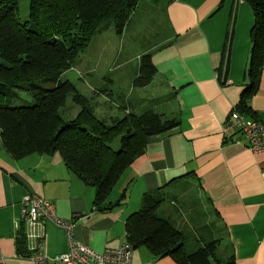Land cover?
Here are the masks:
<instances>
[{
	"label": "crops",
	"instance_id": "1",
	"mask_svg": "<svg viewBox=\"0 0 264 264\" xmlns=\"http://www.w3.org/2000/svg\"><path fill=\"white\" fill-rule=\"evenodd\" d=\"M139 3L117 33L115 44L107 41L111 30L102 29L60 79L71 81L96 115L101 100L109 99L126 113L155 110L164 118L178 119V125L147 136L142 154L108 195L107 201L114 202L126 194L112 209L94 204V188L65 166L59 152L14 159L0 138V257L4 264H33L17 252L19 228L25 227L21 218L25 194L50 200L56 215L72 225L75 239L102 251L128 242L126 218L141 208L144 193L163 198L156 213L182 233L186 252L215 241L214 251L195 264H264V153L250 151L238 134L233 136L236 141H227L222 133L232 110L264 123V57L256 90L243 96L249 82L252 8L244 0H167L158 40L131 57L126 56L122 39L136 22ZM134 58L139 61L130 73V87L118 91L120 79L114 72ZM144 62L153 70L149 78H139L146 76ZM136 88L132 111L122 102L130 100ZM149 96L156 100L154 105L147 104ZM20 98L29 101L31 95ZM71 100L75 105L67 108L73 117L61 114L65 120L80 110ZM99 114L107 121L119 117ZM206 205L215 225L207 218ZM36 231L49 258L67 251L62 226L44 220ZM131 264L180 263L171 255L157 256L140 246L133 248Z\"/></svg>",
	"mask_w": 264,
	"mask_h": 264
},
{
	"label": "trees",
	"instance_id": "2",
	"mask_svg": "<svg viewBox=\"0 0 264 264\" xmlns=\"http://www.w3.org/2000/svg\"><path fill=\"white\" fill-rule=\"evenodd\" d=\"M138 1L30 0L28 16L21 21L18 0H0V138L4 148L14 159L59 152L65 166L94 188V204L106 209L119 206L125 198L123 192L116 201H107L122 173L142 154L147 136L167 131L179 120L152 110L101 119L75 85L60 76L108 22L121 33ZM244 1L254 14L249 82L243 91L247 98L257 88L264 57V0ZM142 68L146 76L139 78L151 77V65L144 62ZM46 83L54 84L47 87ZM21 90L30 93L29 101H20ZM68 97L80 110L65 120L60 108ZM162 200L153 193L143 194L141 208L126 218L127 241L157 256L171 255L180 264L204 260L214 251L215 241L186 252L182 233L156 213ZM17 252L22 257L30 255L23 224Z\"/></svg>",
	"mask_w": 264,
	"mask_h": 264
},
{
	"label": "built area",
	"instance_id": "3",
	"mask_svg": "<svg viewBox=\"0 0 264 264\" xmlns=\"http://www.w3.org/2000/svg\"><path fill=\"white\" fill-rule=\"evenodd\" d=\"M222 133L227 141H236L238 134L245 140L248 149L254 153H264V123L249 119L243 113L232 110L222 125ZM21 218L25 224V240L30 250L29 259L33 264H131L133 246L126 242L115 248L96 251L74 238L72 225L56 215L53 203L36 194H25L21 199ZM49 220L66 230L68 249L63 254L49 258L41 241L42 235L36 227ZM35 240V243L32 242ZM0 264L4 260L0 257Z\"/></svg>",
	"mask_w": 264,
	"mask_h": 264
},
{
	"label": "rangeland",
	"instance_id": "4",
	"mask_svg": "<svg viewBox=\"0 0 264 264\" xmlns=\"http://www.w3.org/2000/svg\"><path fill=\"white\" fill-rule=\"evenodd\" d=\"M166 1L167 0H140V3L136 11V22L132 23V25L129 27L128 31L125 33L122 39L126 47V56L132 57V55L133 56L135 55L134 53L137 50L143 49L151 42L158 40L157 37H158V33H160V26L163 25V20L165 16L164 4ZM29 3H30V0H18V16L21 21H24L28 16ZM107 24H110V25L102 31L104 32L106 30H111V31H108V32H111L109 35L111 36V38L108 39V37H104V39L105 40L108 39L107 41H109L113 45L115 44V39L118 40V37H117L118 34L117 32H115L116 30L113 27L112 21L108 22ZM151 33L154 35L150 36ZM131 51L133 53H131ZM138 61L136 58H134L132 62L128 63L126 66L125 65L121 66L114 72V74H116L118 78L120 79L118 82V91L125 92L126 90H128V88L130 87L129 86V77L131 76L130 73L134 71L136 67V63ZM53 84L54 83H51V84L46 83V86L51 87ZM136 90L137 88L135 89V92L133 96L130 98V100L126 99V100H123L122 102L123 106H126L127 108H131L132 111H134L135 106H136L135 102L137 101L135 100ZM18 94L19 96H21V95L29 94V93L26 90H21V91H18ZM155 102H156L155 99H153L150 96L148 97L147 104L149 106L154 105ZM128 103H130L131 105H129ZM70 105L73 106L75 105V103L71 100L70 97H68L66 100V105L60 108V112L65 118L73 117L72 115L68 114L69 109L67 107ZM98 108H101V109H98L96 112L98 117H100L101 114L99 113H101L102 111H104L107 114H113L119 117L126 114L125 112L126 110L124 108H120L114 105L109 99L106 101L101 100V105L98 106ZM206 207L207 209L205 210V213H207V218L211 219V221L213 222L212 224L215 225L216 223L213 218V213L210 211V208L207 205ZM218 251L221 252V249L219 248Z\"/></svg>",
	"mask_w": 264,
	"mask_h": 264
}]
</instances>
